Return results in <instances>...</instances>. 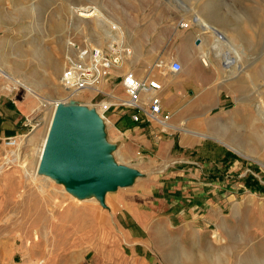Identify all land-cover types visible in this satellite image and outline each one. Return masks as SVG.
Masks as SVG:
<instances>
[{
  "label": "rangeland",
  "instance_id": "1",
  "mask_svg": "<svg viewBox=\"0 0 264 264\" xmlns=\"http://www.w3.org/2000/svg\"><path fill=\"white\" fill-rule=\"evenodd\" d=\"M82 7L97 8L103 25L93 17L81 20L77 9ZM197 18L221 30L228 41L204 34ZM113 27L123 37L121 44H113L131 51L124 72L147 60L155 77L172 61L188 67L205 51L207 66L244 78L252 115L247 125L225 126L224 135L229 133L237 146L231 148L242 156L255 159L262 150L264 159V0H0V90L26 115V126L15 135L19 146L6 147V138L0 139V264H264V195L256 199L261 211L250 210L246 195L224 202V211L216 209L219 215L212 223L202 214L187 223L159 216L152 224L151 213L162 197L160 191H131L140 176L127 188L107 191L102 203L96 194L91 201L76 200L61 181L44 182L37 175L36 153L50 113L42 101L70 95L61 78L71 45L99 47ZM189 32L192 39L185 42ZM200 35L217 38L219 46L200 50L201 41L198 46L194 42ZM228 62L232 64L226 67ZM103 98L87 91L70 103L97 113L95 104ZM97 115L102 128V114ZM104 141L109 143L106 125ZM111 145L110 158L119 163ZM18 151L20 159L8 164ZM117 193L123 205L136 206L133 213L143 234L136 240L142 245L118 224L120 207L112 201Z\"/></svg>",
  "mask_w": 264,
  "mask_h": 264
},
{
  "label": "crops",
  "instance_id": "2",
  "mask_svg": "<svg viewBox=\"0 0 264 264\" xmlns=\"http://www.w3.org/2000/svg\"><path fill=\"white\" fill-rule=\"evenodd\" d=\"M150 67L147 60H142L132 71L146 79L152 76ZM112 73L102 84L105 91L117 99H128L120 78L125 73L123 67ZM152 77L162 88L155 94L142 95L141 103L147 105L153 95L158 96L160 116L169 115L166 126L148 121L140 110L113 99L110 109L105 114L102 111V128L106 125L108 141L116 146L118 162L141 172L131 191H160L162 198L150 216L152 224L159 216L187 223L202 214L212 223L219 215L216 209L224 211V202L246 195L250 196V210L261 211L263 206H258L256 199L264 195L262 150L255 159H249L231 148L236 145L229 133L224 135L225 126L247 125L252 115L246 103L244 78L225 76L216 66H205L201 59L191 60L180 72L170 65ZM136 114L139 121L133 119ZM25 117L16 101L0 90V139L22 132ZM120 198V193L112 195L113 203L120 207L118 224L134 239L132 242L142 245L136 240L143 235L139 217L133 213L136 206H125ZM224 226H229L228 221Z\"/></svg>",
  "mask_w": 264,
  "mask_h": 264
},
{
  "label": "water",
  "instance_id": "3",
  "mask_svg": "<svg viewBox=\"0 0 264 264\" xmlns=\"http://www.w3.org/2000/svg\"><path fill=\"white\" fill-rule=\"evenodd\" d=\"M200 40H197V43ZM114 147L104 141L96 111L82 105H60L48 130L40 171L65 182L70 191L87 189L105 200L107 191L131 186L141 174L110 158Z\"/></svg>",
  "mask_w": 264,
  "mask_h": 264
},
{
  "label": "built area",
  "instance_id": "4",
  "mask_svg": "<svg viewBox=\"0 0 264 264\" xmlns=\"http://www.w3.org/2000/svg\"><path fill=\"white\" fill-rule=\"evenodd\" d=\"M71 46L73 51L68 58L61 78V85L68 94L93 92L95 96L104 97L95 104L104 114L110 109L111 99H113L122 106L140 110L150 122H155L161 126L167 125L169 115L160 116L162 105L158 96L153 95L147 105L141 103L142 95H152L161 90L162 84L159 80L139 78L132 70L123 73L120 78L128 96L126 100L117 99L101 88L104 80L110 77L118 67H122L125 59L130 55V51L125 46L113 44L110 48L104 49L89 42L82 45L74 43ZM171 68L175 72H180L183 66L179 61H172ZM133 119L139 121L140 116L136 114ZM19 138V136H14L5 139L6 147H16Z\"/></svg>",
  "mask_w": 264,
  "mask_h": 264
},
{
  "label": "bare ground",
  "instance_id": "5",
  "mask_svg": "<svg viewBox=\"0 0 264 264\" xmlns=\"http://www.w3.org/2000/svg\"><path fill=\"white\" fill-rule=\"evenodd\" d=\"M76 10V9H75ZM78 10V16H79V18L81 19V20H83V21H85L87 18H90V17H93V18H95V20H97L101 25H103L102 23L103 22H101L102 20H101V15H100V12H99V10L97 9V8H92V9H88L87 7H82L81 9H77ZM76 10V11H77ZM196 24L197 25H199L200 26V28L204 31V34H206V33H210L212 36H214V37H217L218 36V38L219 39H222L223 41H228V37L227 36H225L224 35V33L221 31V30H219L218 28H216V27H214L213 25H211L208 21H206L205 19H203V18H197L196 19ZM100 25V26H101ZM183 27L185 26L186 28H189V26H190V24L188 23V24H183L182 25ZM184 27V28H185ZM107 36H106V40H105V42L104 41H102V42H100L99 43V47H101L102 48V46H104V44H105V46H107V48H110L112 45H113V43L114 42H118L119 44H121V42L123 41V37H122V33L118 30V29H116V28H110V30H108L107 31ZM188 37L185 39V42H188L189 40H191L192 39V33L191 32H189L188 33ZM197 39H200V41H201V44H200V50H204V45L205 46H210V48H213V46H215V47H217V46H219V40H217V38H211V41L210 40H206L205 39V37L203 36V35H200V36H198L197 37ZM111 44V45H110ZM131 52V51H130ZM131 54V53H130ZM201 59H202V63L205 65V66H207L208 65V54L205 52V51H203L202 52V54H201ZM232 63H230V62H228V63H226V67H229L230 65H231ZM7 75V74H6ZM29 89V88H28ZM29 92L30 93H32L33 92V90L32 89H30L29 90ZM86 92V91H85ZM74 96H76V97H78V94H75V95H69L68 96V98L67 99H53V100H51V101H42V105L43 106H45L49 111H50V113L48 114V121H47V126L45 127L46 128V130L44 131V135H43V139H42V142H41V145H40V148H39V150H37L38 149V147H37V153L36 154H38L37 155V168H38V176H39V173H40V175L43 177V181L44 182H48V181H52L53 183H58L59 181H60V179H58L57 177H55V176H51V175H49V174H47L46 172H41L40 171V162H41V158H42V154H43V151H44V148H45V144H46V138H47V134H48V130H49V128H50V125H51V123H52V120H53V118H54V115H55V112H56V110H57V108L60 106V105H64V106H68V105H72L71 103H70V101H71V99L74 97ZM264 108V107H263ZM264 110V109H263ZM97 114H102V110H99V111H97ZM226 128V127H225ZM225 132V131H224ZM21 141V140H20ZM21 144V143H20ZM20 144H18V146L20 145ZM19 152V151H18ZM18 152H15V153H13V157H14V159L13 160H11V159H9V161L7 162L8 164L9 163H12V162H15V161H18L19 159H20V157H21V155H20V152L18 153ZM260 162V161H259ZM6 163V164H7ZM261 164V163H260ZM262 165H264L263 163H262ZM36 168V169H37ZM27 169V168H26ZM34 169V168H33ZM2 167L0 168V174L2 173ZM29 171V170H28ZM36 171V172H37ZM37 175H35V176H37ZM38 178V177H37ZM36 181H37V179H36V177L34 178ZM32 181V180H31ZM61 185L63 186V187H65L66 189H67V191L69 190L68 189V186H67V184L65 183V182H62L61 181ZM54 186V185H53ZM44 188H45V185H43L42 187H41V189L42 190H44ZM41 190V191H42ZM40 191V190H39ZM42 192H44V191H42ZM69 192H71L72 193V195H73V198L74 199H76V200H79V201H91V199L95 196V194H96V192L95 191H93V190H91V189H87L86 191H84L82 194H77V193H75L74 191H69ZM107 193V192H106ZM97 195V194H96ZM37 233V232H36ZM37 237V236H36Z\"/></svg>",
  "mask_w": 264,
  "mask_h": 264
}]
</instances>
